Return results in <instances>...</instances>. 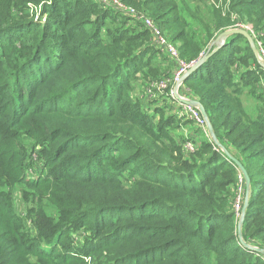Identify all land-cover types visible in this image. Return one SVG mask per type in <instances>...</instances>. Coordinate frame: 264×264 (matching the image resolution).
<instances>
[{"label":"trees","instance_id":"16d2710c","mask_svg":"<svg viewBox=\"0 0 264 264\" xmlns=\"http://www.w3.org/2000/svg\"><path fill=\"white\" fill-rule=\"evenodd\" d=\"M118 1L187 64L231 28L264 49V0ZM113 5L0 0V264H264L238 237L242 174L171 95L175 59ZM262 79L234 34L178 92L244 166L241 237L264 249Z\"/></svg>","mask_w":264,"mask_h":264},{"label":"water","instance_id":"95a60500","mask_svg":"<svg viewBox=\"0 0 264 264\" xmlns=\"http://www.w3.org/2000/svg\"><path fill=\"white\" fill-rule=\"evenodd\" d=\"M234 34H241L249 43L259 65L264 69V61L262 59H260L259 57V53H258V50L256 48V45L254 43V40L252 38V36L249 34V32L246 30V29H243V28H231V29H226L224 31H222L221 33H219L215 39L213 40V44H216V47L211 51V53H206L205 55L201 56L200 58H198L193 65H191L189 67V69H187V71L185 73H183V75L181 76V82L188 76L190 75L193 71H195L197 69L198 66H200L202 64V62L210 55L212 54L213 52H216L219 48H221L226 39L231 36V35H234ZM173 95L175 97V99L180 102V103H183V104H187V105H192V106H195L197 107V109L199 110L201 116L203 117L204 119V122H205V127H206V131H207V134L210 136L211 140L223 151V153L226 155V157L231 160V162L239 169L240 173L242 174L243 178H244V181H245V187H248L249 186V182H250V179H249V176L244 168V166L242 165V163L237 159L235 158L234 156H232L216 139V136L214 134V131H213V127L212 125L210 124L209 120H208V117H207V114H206V111L204 109V107L196 100L194 99H191V98H184L182 97L179 93H178V88L177 86H174L173 88ZM247 198L245 199L244 201V204H243V208H242V212H241V216L238 220V224H237V232H238V237H239V240L241 241L242 245H244L245 247L253 250V251H256V252H259L261 254L264 255V249L260 248V247H256V246H253V245H249L247 244L245 241L242 240V237H241V225L243 223V220H244V215H245V208L247 206Z\"/></svg>","mask_w":264,"mask_h":264},{"label":"built area","instance_id":"2783aa9c","mask_svg":"<svg viewBox=\"0 0 264 264\" xmlns=\"http://www.w3.org/2000/svg\"><path fill=\"white\" fill-rule=\"evenodd\" d=\"M101 1L105 3L108 0H101ZM204 1H208V0H204ZM113 3H114L113 6L115 7V9L119 10L122 13L133 15L137 19H139L141 21V23L146 28H148L150 30L156 45L164 48L168 52V54H170L172 56V58L175 59L177 69L174 72L173 84H175V86H177V88H179V86L182 84V82L180 80L181 76L183 75V73H185L187 71V69H189V67L191 65L194 64V62H190L187 64V63H184L182 60H180L176 46L174 44H172L170 41H168L167 39H165L161 35L159 29L154 25V23L152 22V20L150 18L145 17L143 15L136 14V12L133 8L125 5L124 3H121L118 0H113ZM259 57H260V59H262L264 61V49L263 48L259 49ZM164 85L165 84H163V83H159L158 86L160 87V86H164ZM171 95L174 96L173 90H171ZM182 97H184V96H182ZM184 98H187V97H184ZM178 103H179V105H181V111H180L181 116H184L185 118L192 120L196 125L204 127L206 129L204 119L201 116L197 107L192 106V105L183 104L180 102H178ZM185 149L188 151H192L193 150V144L191 142H186ZM238 179L240 182L242 181L241 175H239Z\"/></svg>","mask_w":264,"mask_h":264},{"label":"rangeland","instance_id":"374dc122","mask_svg":"<svg viewBox=\"0 0 264 264\" xmlns=\"http://www.w3.org/2000/svg\"><path fill=\"white\" fill-rule=\"evenodd\" d=\"M182 10H183V12H182V14H183V16L188 20V22L191 24V25H193V20L189 17V15H188V13L186 12V10H185V8H184V6L182 5ZM261 83H263L264 84V79H262V82ZM174 86H175V84H173V88H174ZM173 88H172V90H173ZM179 89V88H178ZM179 93V92H178ZM180 94V93H179ZM239 186H240V190L238 189V193H237V196H236V198H235V200H234V203H233V210H234V212H235V215H236V217L238 218V220H239V218H240V216H241V212H242V208H243V204H244V201H245V199L247 198V200H248V192H249V190H250V187L248 186V187H245V188H243V187H241V184L239 183ZM14 197H15V200H17V204H18V206H17V210L19 211V212H22L21 211V208L23 207V205L20 203V201H19V194H18V192L17 191H15L14 192ZM87 260H89V258H87Z\"/></svg>","mask_w":264,"mask_h":264}]
</instances>
